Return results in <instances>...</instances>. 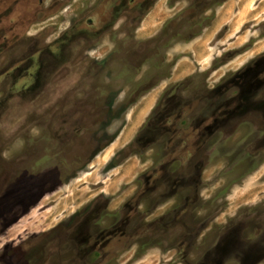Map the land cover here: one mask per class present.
I'll list each match as a JSON object with an SVG mask.
<instances>
[{
    "label": "rangeland",
    "instance_id": "rangeland-1",
    "mask_svg": "<svg viewBox=\"0 0 264 264\" xmlns=\"http://www.w3.org/2000/svg\"><path fill=\"white\" fill-rule=\"evenodd\" d=\"M140 1L139 30L78 66L0 44V264H85L73 229L126 215L136 237L87 261L264 264V0ZM249 86V112L209 127Z\"/></svg>",
    "mask_w": 264,
    "mask_h": 264
},
{
    "label": "flooded vegetation",
    "instance_id": "flooded-vegetation-1",
    "mask_svg": "<svg viewBox=\"0 0 264 264\" xmlns=\"http://www.w3.org/2000/svg\"><path fill=\"white\" fill-rule=\"evenodd\" d=\"M73 2H76V0H0V44L5 47L7 46L4 48L6 51H9L10 48L19 51L18 48H22L26 60H28L31 51L35 47H38V50H44V47L55 46L62 58L60 60L61 64L56 65V68H54V71H56L58 68L61 69L62 65L67 66L72 64L78 66L81 61L91 55L92 51L100 48L101 42L105 39L104 35L108 31L110 32V38L120 39L122 34L121 29H124L125 32L126 23H130L132 20L136 22L135 24L138 25H135L136 29L139 30L144 18L148 15V13L143 14L146 4L140 0H85L80 11L74 13L69 25L64 29L58 31V23L50 22L45 24L57 16V13L62 14L64 4L68 5V3L72 4ZM33 17H37L36 19L38 20H32ZM36 23L42 24V27L35 31V33H32L30 27ZM53 33H57V36L53 40L54 42L47 43L48 38ZM31 39L34 41L33 47H31ZM63 53L65 55H62ZM73 54L74 56L71 60L70 58ZM66 58L70 59V61L63 62ZM39 82H42L41 77ZM251 83H254V81L252 80ZM252 93L253 88L249 86L247 88V95L232 101L230 104L232 107L229 110H225L220 118H213L209 127H213L216 124L219 126V123H222L223 120L248 113L250 108L248 99ZM170 131L173 132V130ZM179 136V134L174 132L170 136L169 142L170 140L174 143L177 142ZM204 140H206L205 137L203 138ZM173 174L179 173L175 171ZM89 221L90 217L86 221V224ZM129 223L130 216L127 217L126 215L117 224L115 223L116 225H113L112 229L105 231H101L98 224H91L88 227V232L90 231L91 233H89V236L83 237H78L76 233L79 231V227L76 232L73 229V233L79 238V241L76 239L75 243L78 242V250L83 253L79 255L85 259V264H93L87 260L94 256H103L104 254L99 252L106 250V246L126 241L128 237H136L141 228L135 227L134 231L130 232L128 230ZM227 245L228 243L224 241V243L217 246V253L221 257L226 254L225 247Z\"/></svg>",
    "mask_w": 264,
    "mask_h": 264
},
{
    "label": "crops",
    "instance_id": "crops-1",
    "mask_svg": "<svg viewBox=\"0 0 264 264\" xmlns=\"http://www.w3.org/2000/svg\"><path fill=\"white\" fill-rule=\"evenodd\" d=\"M144 20H146V18H144ZM144 22V21H143Z\"/></svg>",
    "mask_w": 264,
    "mask_h": 264
}]
</instances>
